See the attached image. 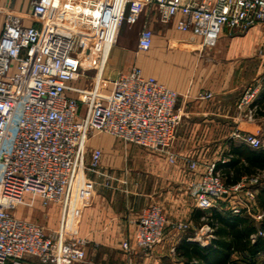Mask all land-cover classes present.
I'll return each instance as SVG.
<instances>
[{
  "label": "built area",
  "instance_id": "obj_1",
  "mask_svg": "<svg viewBox=\"0 0 264 264\" xmlns=\"http://www.w3.org/2000/svg\"><path fill=\"white\" fill-rule=\"evenodd\" d=\"M31 5L27 17L7 13L0 35V264H30L27 256L42 264H73L86 257L78 221L91 195L87 172L99 167L102 155L92 150L87 163L91 137L108 134L163 153L170 162L179 157L173 150L183 118L179 93L140 66L104 77L123 23L136 24L153 5L162 23L214 46L222 31H246L264 22V0H32ZM26 18L32 24L25 25ZM153 38V30L144 26L137 51H147ZM260 54L264 60V44ZM91 70L93 85L77 84ZM258 92V85L246 86L237 104L248 119L258 109ZM234 137L264 149L258 135L236 132ZM185 160L190 169L198 167L196 159ZM263 176L229 187L212 163L194 183L195 204L217 207L227 195L239 194L233 212L245 210L263 220L255 204ZM37 203L60 208L57 228L14 214ZM166 225L160 206L146 207L137 222L138 248L153 249L164 239ZM123 246L131 249L128 241Z\"/></svg>",
  "mask_w": 264,
  "mask_h": 264
},
{
  "label": "crops",
  "instance_id": "obj_2",
  "mask_svg": "<svg viewBox=\"0 0 264 264\" xmlns=\"http://www.w3.org/2000/svg\"><path fill=\"white\" fill-rule=\"evenodd\" d=\"M31 2L0 0V35L7 13L27 17ZM24 24L32 22L26 18ZM137 25L138 36L144 26L154 32L146 62L142 60V69L179 93L177 109L183 118L173 146L179 157L170 162L163 153L115 137H101L95 145H88L87 163L92 150L100 149L102 155L99 167L87 172L91 195L78 221L77 232L85 240L86 257L73 264H248L251 259L264 261V249L251 252L247 248H234L235 239L231 234H218L209 224L213 213L228 222L237 216L245 218L248 215L245 210L233 212L239 194L227 195L220 205L208 209L197 207L194 200V183L208 165L228 160L226 154L231 142L238 141L234 137L236 132L258 135L264 140V60L260 54L264 44V22L246 31H222L214 46L204 45L200 36L181 32L172 23H162L153 5L145 7ZM130 53L123 42L111 50L106 69L108 79L131 68L122 62ZM248 85L259 86L255 100L259 112L256 111L252 119L246 118L237 108ZM205 93L212 96L202 97ZM185 157L196 159L198 167L190 169ZM246 177L244 175L241 180ZM151 205L162 208L167 225L164 239L144 253L136 245L135 233L143 210ZM58 209L56 205L41 208L35 222L53 216ZM251 219V223L231 224L241 231L240 239L236 240L239 244H253L260 235L264 237L260 234L264 219ZM178 223H186L189 227L177 229ZM251 226L258 232L250 233ZM230 227L224 228L229 231ZM125 241L129 242L130 250L124 248ZM192 249L198 250L199 255L191 256ZM26 259L30 264H42L35 257L27 256Z\"/></svg>",
  "mask_w": 264,
  "mask_h": 264
},
{
  "label": "trees",
  "instance_id": "obj_3",
  "mask_svg": "<svg viewBox=\"0 0 264 264\" xmlns=\"http://www.w3.org/2000/svg\"><path fill=\"white\" fill-rule=\"evenodd\" d=\"M259 112V109L257 110ZM228 160L225 162H218L215 164V170L218 171L224 180V183L227 186H233L240 182L242 177L245 175L247 177H253L256 175H264V149L263 148H254L243 141H236L231 142L230 149L226 154ZM260 182L262 184L258 188V192L255 197V204L257 209L264 213V176L260 178ZM242 218L240 216L234 217L232 222H228L221 218L217 213H213L212 221L210 219L209 224L216 229L218 234H231L232 237L235 239L234 243L232 244L234 248H247L251 252H256L259 249H264V237L261 235L258 237L255 243H247L246 244H239L236 240L240 239L241 231L238 229H234V224L238 221L245 224V222H252V219L249 215L244 216ZM215 221V222H214ZM224 224V226H221ZM238 224V225H239ZM231 226V230H227L224 227ZM249 231V230H248ZM250 233L258 232L255 228H250ZM248 232V235H249ZM260 234H264V223L260 227ZM199 251L196 249H192L190 254L191 256L198 254ZM205 258V257H204ZM257 259H251V261H255ZM248 263V264H249ZM228 264V263H227Z\"/></svg>",
  "mask_w": 264,
  "mask_h": 264
},
{
  "label": "rangeland",
  "instance_id": "obj_4",
  "mask_svg": "<svg viewBox=\"0 0 264 264\" xmlns=\"http://www.w3.org/2000/svg\"><path fill=\"white\" fill-rule=\"evenodd\" d=\"M138 28H139V25H137V23L134 25H129L128 23L124 22L121 29H120V33L118 36L117 43L113 47V48L118 47V43L123 42L125 45V48L127 50H131L130 55L124 56L122 59V62H124L129 68L133 67V66H140L141 67L142 66V60H143V62H146V59H147L148 50L144 51V52H138L137 47H135V45L137 44V41H138ZM109 60H110V57L107 61V65H106V68L104 71V77L105 78H107L106 77V69L108 67ZM94 76H95V71H92V70L88 71L87 77L77 81V84L93 85V83L95 81V79L93 78ZM101 137L113 138L112 136H110L108 134H97V135L91 137V140L88 142V145H90V146L95 145L97 143L96 140L98 138L100 139ZM41 208H43V207L39 203H37L36 206H34V207L20 206L14 212V214L19 218H24V219H28L31 221L32 220L36 221V218H38L37 216H39L38 213H39ZM39 223H41L46 228H57L59 223H60V208L58 209V212L56 211V213L53 214V216H48V217L46 216L44 218V220H42V222H39Z\"/></svg>",
  "mask_w": 264,
  "mask_h": 264
}]
</instances>
